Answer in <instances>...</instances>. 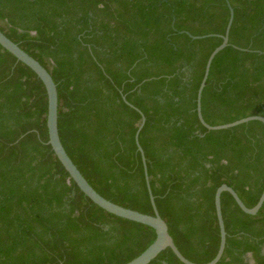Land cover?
Wrapping results in <instances>:
<instances>
[{
    "label": "trees",
    "instance_id": "obj_1",
    "mask_svg": "<svg viewBox=\"0 0 264 264\" xmlns=\"http://www.w3.org/2000/svg\"><path fill=\"white\" fill-rule=\"evenodd\" d=\"M264 0H0V30L50 73L60 141L105 198L152 214L140 152L160 216L189 260L219 244L215 189L247 206L264 187ZM192 38L191 35L201 36ZM123 96L126 102L123 99ZM41 80L0 45V264H123L155 238L111 214L69 178L50 145ZM226 231L215 264H264V201L243 212L220 195ZM250 253L253 262L246 254ZM148 264H183L169 248Z\"/></svg>",
    "mask_w": 264,
    "mask_h": 264
},
{
    "label": "water",
    "instance_id": "obj_2",
    "mask_svg": "<svg viewBox=\"0 0 264 264\" xmlns=\"http://www.w3.org/2000/svg\"><path fill=\"white\" fill-rule=\"evenodd\" d=\"M228 8H229V17L228 21L225 27L224 34L219 35L221 37V42L218 44L208 55L206 59V63L204 66V71L202 78L200 80V83L198 85L197 91H196V114L199 122L208 130H218V129H226L250 120H258L263 123L264 125V116L253 114L248 115L239 119H236L231 122L217 124V125H211L208 124L202 116L201 113V93L202 89L205 85V81L209 72V67L211 64V61L215 54L221 50L223 47H225L228 43V32L229 28L232 22L233 18V9L230 6V4L227 2ZM212 34L207 35H201V36H194L191 35L192 38H200L209 36ZM0 45L6 49L8 52H10L12 55L16 57L17 60L21 61L25 65H27L41 80L43 83V86L45 88L46 92V99H47V111H46V128H47V143L50 145L53 153L61 163V165L64 167V169L67 171L69 178H71L77 187L96 205L104 209L105 211L114 214L116 216L129 219L135 222H139L145 225L150 226L154 229L155 232V238L153 241L139 254L131 258L130 260L124 262L123 264H148L152 259H154L162 250L165 248H169L173 254L177 257V259L183 263V264H215L220 257L222 256L225 242H226V231L224 228V223L222 219L221 214V207H220V195L223 191H227L231 194L234 201L238 205V207L245 213L254 215L259 210L260 206L262 205L264 201V187L256 201V203L251 206L247 207L238 194L226 183L220 184L214 192V207H215V213L217 217V223L219 226V244L217 251L212 259H210L207 262H194L186 258L177 248L175 245L172 236L170 235L168 231V226L166 221L160 216L157 207L154 202V197L152 195L149 181H148V175L146 170V162H145V156L142 147L139 144L138 141V133L143 126L144 123V115L141 113V121L135 131L134 134V140L135 144L137 146V150L140 152L141 161L143 165L144 170V177L146 182V187L149 194V200L150 204L153 210L152 214L140 212L135 209H131L125 206H122L120 204H117L101 194H99L86 180V178L82 175V173L79 171V169L76 167V165L73 163L71 158L66 153L60 138L58 134V127H57V90H56V84L54 80L52 79V76L50 75L49 71L34 57L29 55L26 51H24L17 43L12 41L10 38H8L1 30H0ZM123 99L125 100L124 96ZM126 101V100H125ZM127 102V101H126ZM128 103V102H127ZM264 252V248L262 250ZM250 255V254H249ZM252 262V260H250Z\"/></svg>",
    "mask_w": 264,
    "mask_h": 264
},
{
    "label": "flooded vegetation",
    "instance_id": "obj_3",
    "mask_svg": "<svg viewBox=\"0 0 264 264\" xmlns=\"http://www.w3.org/2000/svg\"><path fill=\"white\" fill-rule=\"evenodd\" d=\"M262 250H263V249H262ZM262 252H263V251H262ZM249 254H250V253H247V254H246V257L248 258V260H249V262H250V260H252V258H251V254H250V255H249ZM252 262H253V260H252ZM252 262H251V263H252Z\"/></svg>",
    "mask_w": 264,
    "mask_h": 264
}]
</instances>
